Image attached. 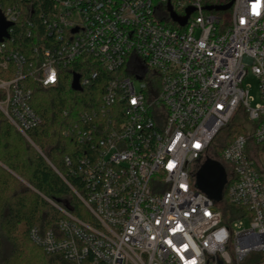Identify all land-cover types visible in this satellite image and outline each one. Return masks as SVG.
I'll list each match as a JSON object with an SVG mask.
<instances>
[{
	"label": "built area",
	"instance_id": "obj_1",
	"mask_svg": "<svg viewBox=\"0 0 264 264\" xmlns=\"http://www.w3.org/2000/svg\"><path fill=\"white\" fill-rule=\"evenodd\" d=\"M51 2L41 16L49 39L35 51L37 81L54 87L76 63L92 67L80 75L81 90L108 79L101 108L83 116L95 124L76 127L88 150L71 171L81 193L70 188L88 219L50 201L64 218L57 231L33 229L31 240L66 264H240L264 253V0H235L224 31L206 0H171L180 17L195 9L184 27L172 19L169 0ZM0 12L13 25L0 44V67H15L12 81L0 80V110L28 138L42 121L21 86L28 61L7 44L22 10ZM249 73L260 86L255 107ZM241 111L248 132L230 142ZM224 130L218 153L213 143ZM208 160L228 166L222 201L245 209L230 226L195 187Z\"/></svg>",
	"mask_w": 264,
	"mask_h": 264
},
{
	"label": "trees",
	"instance_id": "obj_2",
	"mask_svg": "<svg viewBox=\"0 0 264 264\" xmlns=\"http://www.w3.org/2000/svg\"><path fill=\"white\" fill-rule=\"evenodd\" d=\"M230 1L206 0V4L221 6ZM51 3V0H0V11L12 5L22 10V19L7 44L28 61L21 86L31 92L30 107L42 121L27 132L26 138L0 110V264H66L62 255L48 254L37 246L31 240V231L36 228L44 235L49 230H58L64 215L50 201L75 216L87 215L70 188L71 185L81 193L79 178L71 171L80 155L88 150L87 144L78 140L76 127L86 130L95 124L85 123L83 116L101 108L108 78L74 91V74L84 76L92 68L76 63L60 71V81L54 87L45 88L37 81L35 51L41 48L40 39H49L41 16L51 10ZM213 14L219 19L220 31L230 27V11ZM27 31L32 32L31 37ZM14 77L13 65L9 70L0 67V80L10 82ZM5 99L6 93L0 90V101ZM232 129L230 142L245 133L243 128ZM67 157L72 160L71 167L66 164ZM217 205L228 226L245 212L224 201ZM262 262L263 259H258L255 264Z\"/></svg>",
	"mask_w": 264,
	"mask_h": 264
},
{
	"label": "water",
	"instance_id": "obj_3",
	"mask_svg": "<svg viewBox=\"0 0 264 264\" xmlns=\"http://www.w3.org/2000/svg\"><path fill=\"white\" fill-rule=\"evenodd\" d=\"M235 0H231L226 5L221 6H207L206 11L209 12H228L232 9ZM169 12L174 22L184 27L187 25L190 16L195 12V9L190 8L187 10L185 17L178 16L172 7L171 0L168 5ZM13 25L8 23L0 12V44L5 40L10 39L9 30ZM72 89L74 91H81L80 88V75L75 74L73 77ZM227 184V174L219 162L208 160L204 163L201 170L196 177V189L208 195L215 203H220L223 200L224 188Z\"/></svg>",
	"mask_w": 264,
	"mask_h": 264
},
{
	"label": "rangeland",
	"instance_id": "obj_4",
	"mask_svg": "<svg viewBox=\"0 0 264 264\" xmlns=\"http://www.w3.org/2000/svg\"><path fill=\"white\" fill-rule=\"evenodd\" d=\"M230 25L232 21V11L230 10ZM245 86L246 89L249 92V97L251 101V104L253 107L257 106L261 102V93H260V86H259V81L255 77L254 74L249 73V75L245 79ZM248 119L247 115L243 113L242 111L239 112L236 117L234 118L232 124H231V129L232 127L234 129L236 128H243L245 132H248ZM233 130V129H232ZM227 131H223L214 141L213 146L216 147L218 153H221V149L226 146L225 142V136H226ZM222 166H225L228 168V166L223 163ZM82 219L87 220V215H79ZM263 259L264 261V253H258V252H253L250 255H248L243 262L240 264H255L257 260Z\"/></svg>",
	"mask_w": 264,
	"mask_h": 264
}]
</instances>
